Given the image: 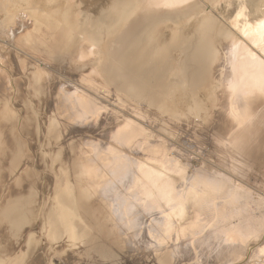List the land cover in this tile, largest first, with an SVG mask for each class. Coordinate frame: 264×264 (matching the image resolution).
Segmentation results:
<instances>
[{
	"label": "rangeland",
	"instance_id": "374dc122",
	"mask_svg": "<svg viewBox=\"0 0 264 264\" xmlns=\"http://www.w3.org/2000/svg\"><path fill=\"white\" fill-rule=\"evenodd\" d=\"M2 1L10 12L0 5V264L264 262V254L253 255L264 242V111L258 115L256 110L250 113L252 108L240 107L239 113L224 118L218 107L224 96L216 66L229 35L241 37L232 19L244 0H193L187 11L152 13L145 19H141L144 0ZM245 1L251 21L264 16V0ZM27 5L32 9L25 10ZM12 27L16 35L10 34ZM83 35L93 37L99 51L95 48L81 57ZM93 67L100 72L96 80L90 74ZM72 85L86 89L94 106L104 107L88 123L78 122L79 115L74 119L72 113L61 112L60 89ZM133 118L140 135L129 145L117 133L125 119ZM217 119L229 122V128L221 130ZM157 145L167 152L168 163L163 162L168 164L167 174L176 179L175 187L183 182L198 189V178L206 180L199 192H210L213 180L226 188H221L223 196L218 189L209 195L213 199L218 194L217 204L210 205L214 208L190 201L189 214L178 218L182 228L198 221L199 231L181 236L187 243L195 239L194 255L170 250L176 239L169 236L163 243L149 241L146 222L145 231L138 226L131 230L129 219H119L108 195L107 187L119 182L113 175L120 164L118 152L163 170V162L154 158ZM235 182L244 188H236ZM132 183L129 188L135 187L139 194L141 186ZM133 206L137 214L149 208L145 203ZM229 208L237 213L231 223L225 222L241 224V241L236 248L222 244L228 250H221L215 242L222 234L218 216ZM146 210L143 219L149 224L160 217ZM142 216L137 217L142 221ZM207 230L211 233L206 235Z\"/></svg>",
	"mask_w": 264,
	"mask_h": 264
},
{
	"label": "bare ground",
	"instance_id": "6f19581e",
	"mask_svg": "<svg viewBox=\"0 0 264 264\" xmlns=\"http://www.w3.org/2000/svg\"><path fill=\"white\" fill-rule=\"evenodd\" d=\"M2 4H0L2 6V10L5 12H10L9 11V6L6 5V2L2 1L0 2ZM193 3H195V1L193 0H144V3L142 4V10L144 11L141 14V19H145V17H147V15L155 13V14H173L175 12H180V11H187L189 10L191 7V5L193 6ZM264 4V3H263ZM199 6V5H198ZM1 8V7H0ZM69 8V7H68ZM71 8V7H70ZM247 3L246 1H242L240 3L239 6V10L237 12V14L235 15V17L232 19V24L235 30H237V32H239V34L241 35V37L237 36L235 33H233L230 36V40H226L229 41V44L224 47L225 51H223L224 53L220 56L219 54V59H218V63H217V79L221 82V84L219 85V89L220 91L223 90V98L220 99L218 101V107L220 109V112L223 114V117L230 115L232 117V115L234 116L235 113H237L239 111V108H252L253 112L254 110L257 111V114L259 115L261 112L264 111V105L260 106L264 103V57L259 53V51L264 52V16L255 19L254 21H251L249 19V14L247 12ZM28 9H32L31 6L27 5L25 7V10ZM38 9V8H37ZM41 9V8H40ZM39 9V10H40ZM117 9V8H116ZM114 9V10H116ZM118 10V9H117ZM34 13L37 12L36 10H32ZM152 11V12H151ZM39 12V11H38ZM72 12V11H71ZM70 12V13H71ZM202 13V12H201ZM112 14V13H110ZM111 16V15H110ZM175 16V15H174ZM181 16V15H180ZM139 17V18H140ZM67 19V18H66ZM38 21V20H37ZM142 21V20H141ZM28 22V21H27ZM136 22V21H135ZM43 23V22H42ZM62 24V23H60ZM37 25V24H36ZM41 26V25H39ZM4 27V25H3ZM18 29H20L22 26H17ZM40 28V27H39ZM92 29V28H91ZM5 30V29H4ZM10 34L16 35V27H12L9 29ZM83 47H80V51L79 54L81 57L85 56V54L87 55V51H91V50H95L96 46V41L93 37L89 36V35H83ZM81 38V39H82ZM80 41V40H79ZM225 42V43H226ZM79 44V43H78ZM81 45V44H80ZM78 46V45H77ZM97 51L98 48H96ZM96 51V52H97ZM102 52V51H101ZM221 52V51H220ZM74 54V53H73ZM72 54V55H73ZM78 55V54H77ZM96 55V54H95ZM79 56V57H80ZM102 57V56H101ZM74 58V57H73ZM97 58V57H96ZM3 59V58H2ZM5 59V57H4ZM84 59V58H83ZM82 60V59H81ZM76 61V60H75ZM80 61V58L79 60ZM86 63V62H85ZM89 63V62H88ZM77 64V63H76ZM75 66V63L73 64ZM90 66V64H89ZM44 69V68H43ZM79 69V68H78ZM77 69V70H78ZM4 70V68H3ZM2 70V71H3ZM42 70V69H41ZM54 71V70H53ZM108 71H110L108 69ZM5 72V70H4ZM62 72V71H61ZM73 72V71H72ZM85 72V71H83ZM88 73V71H87ZM102 73V71H101ZM49 74V73H48ZM86 74V73H84ZM90 74H95L96 78H93L94 80H96L99 76H100V72L98 69L96 68H91ZM81 76H84L83 74L80 73ZM91 75V76H92ZM88 78L90 77L89 75L87 76ZM81 79V78H80ZM83 79H86L83 77ZM90 79V78H89ZM84 81V80H83ZM91 81V80H90ZM218 81V82H219ZM85 82V81H84ZM71 83V82H70ZM88 83V82H87ZM92 83V82H91ZM104 83V81L102 82V84ZM219 84V83H218ZM86 85V84H85ZM65 86V85H64ZM62 86L60 89V94H59V98L61 99L60 102H63V105L61 107V112L65 111L68 114H73L74 115V119L77 118V116L79 115V117L77 118V121L79 119L78 122L80 121H85V122H90V119L92 117H94L95 115L100 114V110L104 109V107H98V104H96L97 106H94L92 103L93 100L91 99V97H89L88 93L85 90H82L81 88H79L78 86H68V87H64ZM90 86V85H89ZM92 86V85H91ZM100 88V87H99ZM94 90V89H93ZM226 90V91H225ZM95 92V91H94ZM110 95V94H109ZM97 101V100H96ZM104 104V102H102ZM105 105V104H104ZM246 106V107H245ZM251 106V107H250ZM106 107V106H105ZM70 109V111L68 112L67 110ZM248 109V108H247ZM246 109V110H247ZM108 110V109H107ZM243 110V109H242ZM241 110V111H242ZM109 111V110H108ZM245 112V111H244ZM248 112V111H246ZM245 112V113H246ZM103 113V111L101 112ZM105 113V112H104ZM118 113V112H117ZM239 113V112H238ZM244 113V114H245ZM115 114V112H114ZM232 114V115H231ZM249 114V112H248ZM257 114L255 113V118L257 116ZM236 115V114H235ZM247 115V114H246ZM253 114H251L250 116H252ZM229 116V117H230ZM264 116V115H263ZM222 117V118H223ZM228 117V118H229ZM230 117V118H231ZM248 117V116H246ZM245 117V118H246ZM110 118V117H109ZM108 118V119H109ZM227 118V117H224ZM223 118V119H224ZM234 118V117H233ZM241 118V117H240ZM244 118V119H245ZM252 118V117H251ZM261 118V117H260ZM111 119V118H110ZM222 119V120H223ZM236 119V118H235ZM234 119V120H235ZM264 119V118H263ZM263 119H260L261 121ZM105 120V119H104ZM220 121V119H217L216 121ZM249 120V119H248ZM252 120V119H251ZM218 121V122H219ZM225 120H223L222 122H224ZM241 122V119L238 120V122ZM245 121V120H244ZM260 121V122H261ZM264 121V120H263ZM216 122V123H218ZM237 122V121H236ZM234 122V123H236ZM229 123V122H228ZM227 122L224 123H218L217 125H219L218 127H222V129L225 130L229 128ZM246 123V122H245ZM252 123V122H251ZM240 124V123H239ZM238 124V125H239ZM244 124V122H243ZM263 125V123H261ZM233 125V124H231ZM230 125V126H231ZM139 126L135 124L134 118L133 119H125L121 124L120 127L118 128V135L121 136V139L124 140V143L126 142V144H129L133 141H136L135 138L136 136L140 135L139 132ZM217 127V126H216ZM220 129V128H218ZM230 130V129H229ZM105 132V131H104ZM115 133V132H114ZM112 133V134H114ZM116 134V133H115ZM150 133L147 132L146 135H149ZM220 134V133H219ZM113 136V135H112ZM225 136V134H224ZM146 137V136H144ZM115 138V137H114ZM101 141V140H99ZM138 141V140H137ZM136 141V142H137ZM150 141V140H149ZM100 144V143H99ZM105 144V143H104ZM132 144V143H131ZM130 145V144H129ZM136 145V144H135ZM150 145V144H149ZM159 145V144H158ZM157 145V147H158ZM108 146V145H107ZM230 146V145H229ZM157 147L155 149H157ZM110 148V146H109ZM112 149V148H110ZM105 151V150H103ZM119 151V149H118ZM112 152V151H111ZM113 153V152H112ZM115 153V151H114ZM154 153V152H153ZM167 153V152H166ZM165 153L164 149H161L158 147V154H156V152L154 154H156V156H154V158L156 159V161L160 160L163 162V160L165 162L168 163V161H166L167 155ZM104 155V154H103ZM118 163L119 167L116 166V170L115 172H113V175L116 176L119 179L118 183H123L124 185H118V183H113L110 184L107 188H109V191L107 190V192L109 193L108 195L111 197V202L113 204V207L115 208V211L118 213L119 219L122 220L124 216H126V218L129 219V223L131 224V226L129 225L128 227L131 230H135V229H139L142 232L145 231L144 230V226L143 224L148 223L146 226L147 228V233L149 234L148 237H151V239L149 241H158L160 243L166 242L165 240L169 237H172L174 240L176 239V241H174L175 243V247H172L173 249L170 248V250L174 251L176 253V250H178L179 252L184 249V251L186 252V250L191 251L193 253L194 248H195V239L194 241H192V243L189 241V243L186 242V240L184 241L183 237H181L184 234H189L190 232H192V234H195V232H197L198 226L197 222L198 221H193L190 222L186 225H188V227L182 228L179 227L178 224V218H186V216L189 214H187V206L190 204V201L194 203V201H197L196 204H199L202 202V204H206V206L210 205H214V203L217 204V202H215V199L217 197V193H216V197H214L213 199L209 198V195H212L213 197V193L211 194V192H215V191H219L220 195H222V191L221 188H225L222 187L220 185L219 182H217V180H213V185H211V189L210 192H205V191H198L199 190V185L201 184V182L205 183L206 180H203L201 182H199L200 179H198L196 176L195 178H197L198 181V189H194L193 186L189 185L187 183L183 184V182L180 184V187L178 186L175 187L174 183H175V178H172L171 176H169L167 174V168H168V164H166L165 162L160 163L163 166V170L159 169L157 166L149 163L148 161H144L142 159L130 156L128 154L122 153V151L120 150L118 152ZM114 158H116L114 156ZM152 158V159H154ZM154 159V160H155ZM110 160V159H109ZM153 160V161H154ZM171 160V159H170ZM169 160V161H170ZM111 161V160H110ZM117 162V161H116ZM108 163V162H107ZM110 163V162H109ZM114 164V163H113ZM117 165V163H115ZM237 164V163H236ZM121 165V166H120ZM112 168V167H111ZM110 168V169H111ZM109 169V170H110ZM113 169V168H112ZM115 169V168H114ZM206 170V169H205ZM205 174V172H204ZM203 174V175H204ZM210 174V173H208ZM104 175V174H103ZM197 175V174H196ZM202 175V173H201ZM102 176V175H101ZM206 176H209L206 174ZM221 177V176H219ZM103 178V176H102ZM201 178V177H199ZM218 178V177H217ZM224 178V177H223ZM222 178V179H223ZM206 179V177L204 178ZM221 179V178H220ZM219 179V180H220ZM226 179V177H225ZM224 179V180H225ZM101 181V180H99ZM103 181V180H102ZM196 181V180H195ZM196 181V182H197ZM210 181V180H209ZM215 181V182H214ZM227 183V180H225ZM231 181V180H230ZM131 182H133L132 184H134L135 186H141L142 190L141 192H139V194L136 193L135 191V187L134 188H129V184H131ZM188 182V181H187ZM194 182V181H193ZM195 182V183H196ZM222 182V181H221ZM224 182V181H223ZM238 182V181H237ZM100 183V182H99ZM192 184V183H191ZM208 184V183H207ZM222 184V183H221ZM194 185V184H193ZM223 185V184H222ZM236 186V188L242 187L244 188V185L241 183H236L234 184ZM259 185V184H258ZM76 186L78 187V185L76 184ZM196 186V185H195ZM202 186V185H201ZM80 187V186H79ZM115 188L113 190V188ZM80 188H78V192H81V190L79 191ZM202 189V188H201ZM218 189V190H217ZM226 189V188H225ZM224 189V191H226ZM229 189V188H228ZM231 189V187H230ZM229 189V191H230ZM204 190V188L202 189ZM238 190V189H237ZM250 190V189H249ZM86 191V190H85ZM83 191V192H85ZM140 191V189H139ZM223 191V193H225ZM233 191V187L232 190ZM241 191V190H240ZM247 191V190H246ZM90 192V191H88ZM198 192V193H197ZM228 192V191H227ZM226 192V193H227ZM87 193V191H86ZM231 193V192H230ZM230 193L228 192L229 196ZM232 194V193H231ZM235 194V193H234ZM84 195V194H83ZM133 195V196H132ZM195 195V196H194ZM226 195V194H225ZM238 195V194H237ZM237 195H234L237 197ZM81 196V195H80ZM87 195L85 194V197ZM137 196H140L139 198H137ZM197 196V197H196ZM223 196V195H222ZM222 196L220 198H222ZM228 196V195H227ZM228 196V197H229ZM232 196V195H231ZM230 196V198H231ZM241 196V195H240ZM84 197V196H83ZM82 197V198H83ZM84 197V198H85ZM225 197V196H224ZM233 197V196H232ZM252 197V196H250ZM219 198V197H218ZM244 198V197H243ZM227 199V198H224ZM84 199H82L83 201ZM221 200V199H220ZM219 200V203H220ZM236 200H238V198H236ZM249 200V199H248ZM231 201V200H230ZM242 201V200H241ZM246 201V200H245ZM85 202V201H83ZM221 202H223V200H221ZM225 202V201H224ZM223 202V203H224ZM238 202V201H237ZM142 204L145 206H149V208L145 207L148 210V212H150L151 214H159V218L156 219L155 224L154 222L151 223L152 225L149 224L148 220H144V208H143V212L140 213V210L138 212L139 216L141 217V214L143 213L142 216V220L140 217H137L138 214L134 212V209L136 208V206H133L134 204ZM235 203V202H234ZM249 203H251L249 201ZM253 204V202L251 203V205ZM87 205V204H85ZM194 205V204H193ZM221 205V204H220ZM199 206V205H198ZM250 206V205H249ZM257 206V205H256ZM144 207V206H143ZM196 207V205H195ZM205 207V205H204ZM213 207V206H212ZM212 207L210 206V209H212ZM231 207V206H230ZM246 207V206H245ZM253 207V206H251ZM113 208V210H114ZM198 208V207H197ZM202 208V207H201ZM206 208V207H205ZM207 208V210H208ZM214 208V207H213ZM222 208V207H221ZM228 208V207H227ZM236 209V207H233ZM248 208V207H246ZM245 208V209H246ZM255 208V207H254ZM258 208V206H257ZM140 209V208H138ZM137 209V211H138ZM218 210L220 209L217 208ZM225 209V208H224ZM223 209V210H224ZM232 209V208H231ZM239 209V208H238ZM244 209V210H245ZM250 209V208H249ZM197 210V209H196ZM195 210V212H196ZM214 210V209H213ZM217 210V211H218ZM228 210V209H227ZM243 210V209H242ZM247 210V209H246ZM253 210V209H252ZM204 211V210H203ZM202 211V212H203ZM219 211H222L221 209ZM219 211L216 215H220ZM248 211V210H247ZM205 212V211H204ZM207 212V211H206ZM214 214V211H212ZM226 212V211H223ZM235 212L237 213V210L230 211L229 208V212L227 213H222V215L218 216L219 221L221 223L227 220V222L229 221V219H232V217L234 216ZM146 213V214H147ZM209 213V211H208ZM242 214L241 211L238 212V215ZM255 213V212H254ZM257 213V212H256ZM150 214V215H151ZM200 214H201V210H200ZM212 213H210L211 215ZM212 214V216H214ZM202 215V214H201ZM204 215V214H203ZM202 215V217H203ZM207 215V214H206ZM216 215L214 216L216 218ZM155 215H153L154 217ZM242 216V215H241ZM156 217V216H155ZM154 217V218H155ZM195 217H197L195 215ZM205 217V216H204ZM203 217V218H204ZM254 217V216H253ZM146 218V217H145ZM200 218V217H199ZM213 218V217H212ZM211 218V219H212ZM238 218V217H237ZM197 219V218H195ZM234 219H236L234 217ZM249 219V218H248ZM238 220V219H237ZM258 221V219H255V221ZM263 220V219H262ZM146 222V223H145ZM183 222V221H182ZM203 221H201L202 223ZM206 222V221H205ZM209 222V221H208ZM227 222L221 224L218 221L216 223H219V228L222 225L221 231L222 234L220 233L219 235L217 234V237L215 238V242L219 245L222 246V244L225 245H230L228 247H234L241 237V224L239 225L237 222V224L235 225H231V224H227ZM246 222V221H245ZM259 222V221H258ZM143 223V224H142ZM229 223H231L229 221ZM233 223V222H232ZM255 223V222H254ZM243 224V223H242ZM248 224V223H247ZM257 224V223H256ZM259 224V223H258ZM143 227H141V226ZM202 225V224H201ZM212 224H210L211 226ZM215 225V224H214ZM245 225V224H244ZM250 225V224H249ZM138 226V227H137ZM256 226V225H254ZM260 226V224H259ZM258 226V228H259ZM123 227V226H122ZM127 227V228H128ZM137 227V228H136ZM140 227V228H139ZM209 227V225H208ZM205 228V227H204ZM215 228V227H214ZM257 228V229H258ZM201 229V228H200ZM208 229V228H207ZM217 229V228H216ZM215 229V230H216ZM261 229V228H260ZM137 230V231H139ZM188 230H190L189 233ZM204 230V229H203ZM212 230V229H211ZM127 231V230H126ZM128 231H130L128 229ZM140 231V232H141ZM206 231V229H205ZM208 231V230H207ZM256 233V230H254ZM122 232V231H121ZM132 232V231H130ZM139 232V233H140ZM214 232V231H213ZM262 232V231H261ZM261 232L259 233L261 235ZM129 233V232H128ZM133 233V232H132ZM135 233V232H134ZM199 233V232H198ZM206 235L208 232H205ZM211 233V232H210ZM209 233V234H210ZM219 233V232H218ZM258 233V232H257ZM145 234V233H144ZM216 234V233H215ZM56 235L55 234V239H56ZM137 235V234H136ZM135 235V236H136ZM142 235V233H141ZM140 235V237H141ZM190 235V234H189ZM204 235V234H203ZM252 235V234H251ZM254 236L256 234H253ZM200 236V235H199ZM212 236V235H209ZM208 236V237H209ZM244 236V235H243ZM262 236V235H261ZM129 237V235H128ZM138 237V236H137ZM190 239L192 238L191 236ZM196 237V236H194ZM250 237V236H249ZM58 238V237H57ZM133 238V237H132ZM171 238V239H172ZM205 238V237H203ZM245 237H242V241ZM254 238V237H253ZM141 239V238H139ZM147 239V238H146ZM261 239V238H259ZM59 240V239H57ZM142 240V239H141ZM169 240V239H167ZM197 240V239H196ZM201 240V239H200ZM207 240V239H206ZM204 240V241H206ZM214 240V239H213ZM212 240V243H213ZM262 240V239H261ZM145 241V240H144ZM203 241V242H204ZM147 242V241H146ZM200 242V241H199ZM207 242V241H206ZM209 242V241H208ZM246 242V241H245ZM151 243V242H150ZM149 243V245H150ZM155 243V242H153ZM129 244V243H128ZM211 244V242H210ZM214 244V243H213ZM211 244V246L213 245ZM216 244V246H217ZM160 245V244H159ZM174 245V244H173ZM172 245V246H173ZM202 245V244H201ZM238 245V244H237ZM155 246V245H154ZM161 246V245H160ZM198 246V245H196ZM207 246V245H205ZM204 246V247H205ZM217 246V247H218ZM220 246L221 248H224L223 250L227 249V246L224 247ZM240 246V245H239ZM245 246V244H244ZM60 247V246H59ZM163 247V246H161ZM214 247V245H213ZM212 248V247H211ZM236 248V246H235ZM206 249V248H205ZM208 249V248H207ZM210 249V247H209ZM219 249V248H217ZM217 249H215L217 251ZM158 250V249H157ZM211 250V249H210ZM213 250V252L215 251ZM222 250V249H221ZM228 250V249H227ZM235 250V249H234ZM183 250L182 252L185 253ZM209 251V250H208ZM215 251V252H216ZM230 251V249H229ZM178 252V253H179ZM190 252V253H191ZM200 252V250H199ZM211 252V251H210ZM212 252V253H213ZM227 252V251H226ZM226 252H223L224 254H226ZM231 252V251H230ZM177 253V254H178ZM207 253V251H206ZM210 253L208 254L209 256H212L213 254ZM222 253V251H221ZM219 253V254H221ZM233 253V251H232ZM253 253V252H252ZM212 254V255H211ZM216 254V253H215ZM223 254V255H224ZM235 254V253H234ZM264 254V242L262 244H260L259 246H257V248L255 249L253 255H261ZM194 255V253H193ZM199 255V253H198ZM204 255V254H203ZM111 256V253L110 255ZM113 256V255H112ZM180 256V255H179ZM114 257V256H113ZM176 257V256H175ZM183 257V255H182ZM216 257V255H215ZM219 257V256H218ZM224 257V256H223ZM256 257V256H255ZM208 258V257H207ZM252 258V257H251ZM257 258V257H256ZM183 259V258H182ZM180 259V261L182 260ZM185 260V259H184ZM205 260V259H204ZM80 261V260H79ZM199 261V260H198ZM252 261V260H251ZM81 262V261H80ZM122 262V261H121ZM201 262V261H200ZM79 263V262H78ZM228 263V262H227ZM254 264V263H252ZM256 264H264V262L261 263H256Z\"/></svg>",
	"mask_w": 264,
	"mask_h": 264
}]
</instances>
